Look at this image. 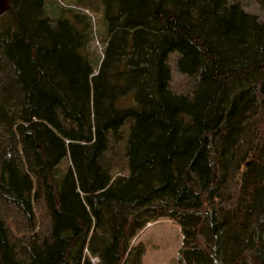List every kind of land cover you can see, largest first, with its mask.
<instances>
[{
  "label": "trees",
  "instance_id": "1",
  "mask_svg": "<svg viewBox=\"0 0 264 264\" xmlns=\"http://www.w3.org/2000/svg\"><path fill=\"white\" fill-rule=\"evenodd\" d=\"M44 1L0 22V264H142L159 220L177 264H264V24L227 0H71L99 14V59L95 21Z\"/></svg>",
  "mask_w": 264,
  "mask_h": 264
},
{
  "label": "rangeland",
  "instance_id": "2",
  "mask_svg": "<svg viewBox=\"0 0 264 264\" xmlns=\"http://www.w3.org/2000/svg\"><path fill=\"white\" fill-rule=\"evenodd\" d=\"M96 2V0H94ZM260 0H227L231 5H238L241 11L255 16L258 23L264 24V10H261ZM45 9L47 16L51 20H57L62 9H73L77 12L88 14L94 23L95 41L94 47L97 57L102 59L104 56L105 45L100 42V34H103L104 28L98 24V13H90L85 8L77 7L76 3L71 0H45ZM70 4L72 6L66 5ZM96 5V4H95ZM55 10H57L55 12ZM0 22H3L2 18ZM100 33V34H99ZM177 57H172L170 61L173 77L175 81L182 79L177 69ZM66 164V163H65ZM64 164V166H65ZM63 166V167H64ZM179 225L169 220H159L153 224H149L144 232L139 234L135 239V244L143 247L142 264H177L179 251L182 247V232Z\"/></svg>",
  "mask_w": 264,
  "mask_h": 264
},
{
  "label": "water",
  "instance_id": "3",
  "mask_svg": "<svg viewBox=\"0 0 264 264\" xmlns=\"http://www.w3.org/2000/svg\"><path fill=\"white\" fill-rule=\"evenodd\" d=\"M11 2L12 0H0V19L10 11Z\"/></svg>",
  "mask_w": 264,
  "mask_h": 264
}]
</instances>
